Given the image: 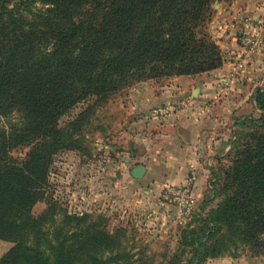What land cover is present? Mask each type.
I'll return each mask as SVG.
<instances>
[{
    "label": "trees",
    "instance_id": "trees-1",
    "mask_svg": "<svg viewBox=\"0 0 264 264\" xmlns=\"http://www.w3.org/2000/svg\"><path fill=\"white\" fill-rule=\"evenodd\" d=\"M216 1L225 0H0V239L16 241L0 264L120 260L121 232L73 216L45 231L53 205L45 215L31 213L54 156L73 145L88 113L64 128L60 119L81 101L105 103L135 81L221 67L220 47L205 29ZM37 3L44 7L34 13ZM256 105L260 118L238 122L250 131L248 140H233L222 198L184 242L191 248L185 264L231 253L239 241L264 254V88ZM19 147L29 148L21 159L12 156Z\"/></svg>",
    "mask_w": 264,
    "mask_h": 264
},
{
    "label": "rangeland",
    "instance_id": "rangeland-1",
    "mask_svg": "<svg viewBox=\"0 0 264 264\" xmlns=\"http://www.w3.org/2000/svg\"><path fill=\"white\" fill-rule=\"evenodd\" d=\"M247 2L248 0L216 1L212 5L211 17L205 26L206 32L220 47L224 61L233 63V72L237 75L249 68L258 52L264 47V0H253L256 7L251 9L254 14L251 17L245 15L244 6H247ZM233 4H235L234 11H240L232 17L229 25L239 27V30L232 35L227 33L226 37L231 38V43L227 42L229 46L222 47L219 42L222 37L216 31L225 22L224 18L221 19L225 10L229 11V6ZM43 7L40 3L34 4L32 12L36 13ZM241 62H244V69L240 71L237 65ZM169 78L135 81L123 87L105 103H98L95 96L89 97L75 105L60 119L59 126L64 128L69 122L76 120L81 113H88V119L81 133L76 134L73 145L61 149L54 156L45 194L32 208V215L39 217L45 215L53 205L55 215L53 218L48 215L45 231L47 229L54 231L68 221V217L73 216L82 219L81 224L93 221L99 223L103 230L111 234L121 232L122 249L120 250L122 251H116L120 260L111 264H143L144 262L146 264H185L188 262L191 257V248L184 242L191 239L190 230L201 226L200 218L206 214L205 212L222 198L219 193L224 184V171L231 165L234 154L231 148L225 160L219 161L217 169L212 172L209 179L211 187L207 197L194 214L186 219L179 218L174 207L163 203L166 186L158 197V214L162 213V216L154 221L147 218L149 211L145 207L147 197L144 192L130 200L121 199V209L118 208V210L114 208L118 207L119 197L113 198L116 201L113 199L103 201V197L101 199L99 194L103 183L110 176L119 174L121 168L140 165L132 162L141 146L139 142L135 143L134 130L139 126L136 122L141 119L140 124L143 125L145 123L143 117H146L150 110L158 119L163 116L169 117L180 108L177 103L168 101L158 103L150 110L142 109V101L137 98L139 92L144 96V93L150 90L146 89L148 86L155 82L164 85ZM169 105L177 109L167 113L154 112L156 108ZM179 105L183 106L182 103ZM260 116L251 115L250 117L258 119ZM249 131L247 127H237L233 136L244 134L245 141L248 140L245 134ZM234 139V137L231 139L232 144ZM28 150V147H19L13 150L12 156L21 159ZM15 244V240L0 239V258ZM122 252H125L124 258ZM111 256L113 253L107 252L105 258ZM200 264H264V254L256 255L247 244L239 241L237 247L232 246L231 253L226 252L218 257L208 258Z\"/></svg>",
    "mask_w": 264,
    "mask_h": 264
},
{
    "label": "crops",
    "instance_id": "crops-1",
    "mask_svg": "<svg viewBox=\"0 0 264 264\" xmlns=\"http://www.w3.org/2000/svg\"><path fill=\"white\" fill-rule=\"evenodd\" d=\"M253 3L248 0L244 6L245 15L249 17L254 15L251 9L256 4ZM234 6L225 10L221 18L225 22L216 31L222 37L219 40L222 47L231 43L227 33L232 35L239 30V27L229 25L240 11H234ZM233 68V63L224 61L217 69L173 76L164 85L155 82L148 86L146 89L150 90L144 96L138 93L142 109L150 110L152 106L168 101L177 103L180 108H176L171 116L158 119L150 110L143 117V125L141 119L136 122L139 126L134 130L135 143L139 142L141 146L132 162L145 167L144 175L137 178L132 174L134 167L121 168L119 174L110 176L103 183L99 193L103 201L119 197L118 207L114 208L118 210L121 199L130 200L144 192L147 197L145 207L149 211L147 218L154 221L162 216V213L158 214V197L163 187L184 183L193 175L198 209L210 192L212 172L219 161L225 160L231 148L238 122L251 115H261L255 91L264 88V47L245 72L237 75Z\"/></svg>",
    "mask_w": 264,
    "mask_h": 264
},
{
    "label": "built area",
    "instance_id": "built-area-1",
    "mask_svg": "<svg viewBox=\"0 0 264 264\" xmlns=\"http://www.w3.org/2000/svg\"><path fill=\"white\" fill-rule=\"evenodd\" d=\"M238 70L244 69V62L237 65ZM183 104V103H182ZM176 107L169 105L165 107H159L154 109L155 113H167L170 110H174ZM194 181L193 175L190 176L186 182L177 185H166L163 196V203L167 204L169 207L175 208V213L181 219H186L187 217L194 214L197 202L194 193Z\"/></svg>",
    "mask_w": 264,
    "mask_h": 264
},
{
    "label": "water",
    "instance_id": "water-1",
    "mask_svg": "<svg viewBox=\"0 0 264 264\" xmlns=\"http://www.w3.org/2000/svg\"><path fill=\"white\" fill-rule=\"evenodd\" d=\"M145 167L143 165L135 166L132 170L133 176L141 178L144 175Z\"/></svg>",
    "mask_w": 264,
    "mask_h": 264
}]
</instances>
